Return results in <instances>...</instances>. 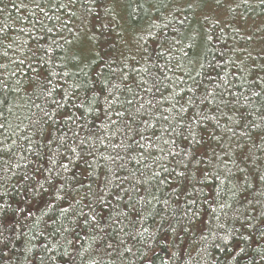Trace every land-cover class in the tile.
Here are the masks:
<instances>
[{"label": "trees", "instance_id": "16d2710c", "mask_svg": "<svg viewBox=\"0 0 264 264\" xmlns=\"http://www.w3.org/2000/svg\"><path fill=\"white\" fill-rule=\"evenodd\" d=\"M38 48L47 52L44 67L56 73L51 78L60 85L58 94L47 100L38 98L30 84L36 65L32 53ZM260 64L264 5L259 0H0V230L7 241L6 247L0 245V264H145L147 257L151 264H264V144L259 140L256 145L247 137L241 140L251 149V158L241 164L244 172L230 162L231 173L223 165L217 173L213 166L204 183L189 189L179 203L167 186L155 181L133 190L137 179L160 170L153 160L161 155L160 147L167 152L162 129L168 121L163 117L175 114L170 111L173 96L181 103L187 99L188 88L196 86L193 78L200 84L197 94L207 89L224 91L225 99L239 97L238 107L251 122L247 131L264 132V82L256 83L250 71ZM141 79L149 84L156 79L160 91L137 89ZM65 92L67 100L61 99ZM130 99L132 111L146 101L155 105L145 104L143 119L152 125L145 135L155 131L161 139L153 138L156 147L141 141L152 154L145 152V160L140 156L144 149L126 154L112 147L123 137L113 135L119 125L104 116L108 109L117 119L115 111L128 109ZM55 100L65 105L59 113L73 115L75 123L55 124L58 139L49 145L38 130L44 118L35 105L52 112ZM206 108L215 116L210 130L219 120L239 136L241 128L228 121V116L236 118L233 112H217L215 103ZM81 139L87 147L80 145ZM72 148L92 150L98 158L120 151L126 170L119 174L129 177L123 187L140 215L112 197L101 207L83 164L69 163L78 161ZM65 163L67 171L61 167ZM93 209L100 227L117 242L125 241L119 252H106L93 242L99 231L91 220Z\"/></svg>", "mask_w": 264, "mask_h": 264}, {"label": "snow or ice", "instance_id": "6c2138e0", "mask_svg": "<svg viewBox=\"0 0 264 264\" xmlns=\"http://www.w3.org/2000/svg\"><path fill=\"white\" fill-rule=\"evenodd\" d=\"M93 2H95V0H93ZM259 2L264 5V0H259ZM209 39H211V37H209ZM47 55V52L42 51L40 48L32 53L36 65L32 68L35 76L30 81L31 86L39 92L38 98L42 96L46 100L54 93L58 94V90L60 89V85L54 83L51 78L55 76L56 73L44 67V65L48 63L45 59ZM250 71L256 83L264 82V75H261V73H264V64L254 66ZM63 75L67 76L68 73L65 72ZM209 77L210 79H215L211 74H209ZM193 82L196 86L188 88L190 95H188L183 103H181L180 99L176 96L172 97L174 103H172L170 111L174 110L175 114L172 117H163L165 121H168L167 127L162 129L163 134L168 136V139L163 140L164 145L168 146L167 152L165 153V149L160 147L159 152L161 155L153 160L156 168L160 170L152 171L151 176L148 179H137L136 183L133 185L134 191H139V185L155 181L158 186H167L170 189V192L176 195L177 202L179 203L180 197L188 195L189 189L195 191L197 185L204 183V180L207 179L209 175V169L213 166H215L217 173H219V171L222 170L221 165H223L224 168H227V164L230 162L235 166L238 172L245 171V168L241 167V164L251 158V149L248 147L247 143L241 142L242 138L247 137L251 140L253 145L257 144V140H259L261 144H264V132L252 134L247 131L248 125L251 122L249 121L248 114L238 107L239 97L232 94L234 97L233 99H225L224 91L215 93L208 92L207 89L204 93L197 94L200 84L199 82H196L194 78ZM136 88L145 93L160 91L156 79H153L151 84H149L148 80L141 79L140 82L136 83ZM216 88L219 89L220 85L217 84ZM127 90L133 92L131 87ZM217 95L219 96L218 102H216ZM252 95L259 96L260 93L253 92ZM209 97L212 98L209 99ZM61 99L67 100L68 93L65 92ZM133 99H135V97H133ZM244 99L247 100L248 97L244 96ZM54 103L56 108L52 112L42 108L39 104L35 105V107L41 110L44 118L43 124H41V127L38 130L44 139L48 141L49 145L54 144L58 139L55 133L59 132L60 129L55 128V124L59 123L60 120L72 121L75 123L73 115L67 113L61 115L59 113L58 110L65 107V105L61 104L59 100H55ZM126 103L129 108L115 111L114 115L117 117L115 120L112 119L108 109L104 110V116L108 123L111 125H119L116 129V133H113V135L119 134L123 137L119 143L112 144V147L114 149H122L126 154L133 153L137 149H144L145 151L141 152L140 156L141 160H145L147 159V156L145 155L147 148L145 144L141 143V141L147 140L148 147H156L153 143V138H155V140L161 139V137L156 135L155 131L152 132L151 137L145 135L147 129L152 127L147 120L143 119L146 111L145 104L147 103L153 108L155 105L152 101H146L144 103H139V106L135 108V111H132L133 100H127ZM213 103H215V110L217 112L223 114V109L228 108L229 111L235 114L236 118L234 119L233 116H228V121L231 125L241 128L239 136H237L234 127L222 126L219 120L216 121L211 130L209 129V124L215 119V116L214 114H209L210 109H207L206 106L212 105ZM108 104L111 105L112 101L109 100ZM229 105H232V107L229 108ZM147 111H150V109ZM190 112L192 115H188ZM261 119L264 120V117H261ZM49 121H51V125H49ZM37 123H39V121H37ZM3 127L4 125L0 124V128ZM253 127L260 128L261 125L255 124ZM73 135L76 134L74 133ZM225 136L228 137L227 143L224 142ZM233 137H237L235 144L232 142ZM59 139L63 141L65 137H59ZM80 145L87 147V140L81 139ZM71 151L76 153L78 161L70 160L69 163L83 164L82 172L86 177L92 178V183L96 185L94 196L95 199L99 201L101 207L106 203L110 204L111 201L108 200V198L112 197L116 201H124L125 206L131 209L132 213L136 216L140 215L141 210L137 209L135 204L132 203V197L129 195L128 189L123 187L129 177H122L119 174L121 171L126 170V165L124 163L125 156L121 155L120 151H116L114 155L108 156H104L103 153H101L99 158L95 156V153L92 150L84 152L82 149L80 152H77L76 148H72ZM221 153L223 154V157L228 158L227 161L223 159ZM57 154L58 153H53V155ZM147 155L150 156L152 154L147 152ZM169 157H171V160H168ZM101 158L104 161L103 164L98 163V160ZM162 161H167V163H162ZM52 162L56 163L55 160ZM169 165L174 166L170 167ZM201 165H206V167H201ZM61 167L65 171L69 170L67 163L61 164ZM231 171V168H227L228 173H231ZM161 172L164 173L163 176L161 175ZM131 175L135 176V173H132ZM141 175L143 174L141 173ZM216 178L218 179L219 175H217ZM260 178L264 180V175H261ZM116 181L120 182L116 183ZM92 183L86 185L89 190L92 188ZM125 196H128L127 200H124ZM57 198L59 199L60 197ZM189 202L194 204L195 199H192ZM148 203H151V201H148ZM164 204L167 205L168 200H164ZM2 209L3 206L0 205V211H2ZM63 211L67 212L68 209H63ZM192 214L193 216L196 215L194 211ZM125 215H127V213H125ZM185 215H188L187 211L185 212ZM91 220L96 223L97 228L99 229L98 233L93 236V242L98 244V246H102L106 252L108 250L119 252V249L123 247L125 241L121 239L117 242L112 232L105 231V228L100 227L101 219H98L95 209H93ZM260 226L264 227V220L260 221ZM0 228H2V225H0ZM172 231L175 232V229H172ZM143 232H148V229H143ZM261 234L264 235V233ZM138 235L141 234L138 233ZM0 245L3 247L7 246V241L6 238H4L2 230H0ZM124 251L131 252L132 249L124 248ZM241 251H243V249H241ZM0 252H3V248H0ZM3 254L6 255L7 253L5 252ZM145 264H151L150 257L146 258Z\"/></svg>", "mask_w": 264, "mask_h": 264}]
</instances>
